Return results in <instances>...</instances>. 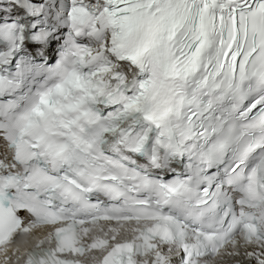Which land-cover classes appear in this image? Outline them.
I'll list each match as a JSON object with an SVG mask.
<instances>
[{"label": "snow or ice", "instance_id": "snow-or-ice-1", "mask_svg": "<svg viewBox=\"0 0 264 264\" xmlns=\"http://www.w3.org/2000/svg\"><path fill=\"white\" fill-rule=\"evenodd\" d=\"M0 264H264V0H0Z\"/></svg>", "mask_w": 264, "mask_h": 264}]
</instances>
